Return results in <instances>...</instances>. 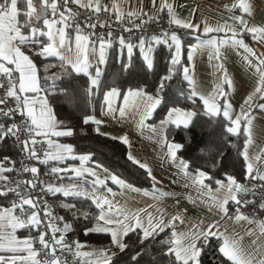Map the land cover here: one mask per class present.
<instances>
[{
	"label": "snow or ice",
	"instance_id": "1",
	"mask_svg": "<svg viewBox=\"0 0 264 264\" xmlns=\"http://www.w3.org/2000/svg\"><path fill=\"white\" fill-rule=\"evenodd\" d=\"M118 0H113L112 8L117 9ZM153 7H155V0H152ZM18 5H22L26 8V11H22ZM39 5V8H37ZM70 5H77L80 9L87 10L88 15L86 23L84 25L87 29H96L98 26L103 28L106 25L99 21V14L101 12H109V5H102L100 0H0V76L4 79H0V89H5L3 95H0V105H7L9 98L15 101L14 107H0V116L6 117L12 120V123L8 126L0 124V141L11 136L15 137L22 145V151L28 153L31 159L39 160L37 155L38 151H44L45 158L41 161L47 163L49 160H62L67 157L63 153H71L73 149L71 146L59 145L54 143L51 136H71L72 131L57 130V122L53 116V113L48 106L46 97L42 94L44 86L51 91L54 87V83H49V80H55L52 78L44 77V86L41 85V78L37 75L36 65L32 62L28 55L21 50V45L28 43L40 44L38 55L41 57H56L62 65L71 66L72 72L75 74H84L91 77V87L88 89V94L91 95L92 89L98 85L99 77L101 76V68L99 65L106 63L107 50L112 47V41L106 39L104 35H100L96 32H90L87 35L84 34L80 24H76L75 31V48L72 47L70 37L67 29L72 27L69 23L71 19L80 15L78 12H74ZM228 8V5H225ZM251 7L249 0H239V3H232L231 9L239 8L244 13L251 15ZM165 8L168 10L170 17L169 24L175 23L185 29H190L191 33H195L200 30L199 24H193L192 22H185L177 19L173 10V5L167 3V0H162L160 5V11ZM25 16L26 19L21 23L18 17ZM129 17L133 15L139 16V12H129ZM97 17L96 22H93L92 17ZM147 16V20L141 19L139 24L134 25L136 28H142V26L148 22L156 20V17L144 13ZM36 21H42L43 28L39 27L37 23L32 22V18ZM123 13L117 10L115 16L116 21H121ZM237 20H241L244 24L245 30L252 35V39L264 43V28L249 26L247 21L242 17H235ZM110 27V25H108ZM230 26L215 25L210 26L205 24L203 26V33H221L225 35L222 37H209L208 39H201L199 36V47L211 48L212 55L210 60L214 59L217 62L221 59L220 49L223 46L240 47L244 49L246 54H250L252 57H256V62L249 59L248 55L244 56L250 68H254L258 74V83L254 87V90L244 101V105L247 108L242 107L240 114L236 115L235 119L230 116L229 109L231 104L227 100V93L223 91L222 84L218 83L215 90L210 95H203L199 93V90L195 86V82L191 77L190 68L183 67V79L188 82L190 90L188 92V98H198L203 102L205 107V115L216 116L221 114V108L219 106V100L223 98V112L224 117L229 118L230 127L227 128V132L231 134H239L241 123H244V132L247 134L246 150L242 153V156L246 162L247 177L251 180L264 181V148L259 149L257 153L250 154L247 150L253 143L252 140V117L248 109L253 106L258 107L261 111H264V103L255 104L254 99L264 100V57L257 56L256 52L246 45L242 39H238L239 33L233 32L231 36L227 35V30ZM28 30L26 35L24 31ZM124 31L131 32L132 28H126ZM108 37L112 36V32L107 33ZM40 37H46L47 43H41ZM93 37L95 39H93ZM168 44L169 48H174V55L170 57L169 68L166 75L160 78V83L157 88L155 96L147 95L143 90L129 89L123 96V105L117 108L112 103V98L117 97L119 93L116 89H112L105 94L104 104L101 106L104 115H109L113 120L123 121L132 120L135 124L137 131L142 136L148 135V138L155 140V142L161 147V159H171L182 170L185 178V186L193 187L197 193V199L201 201H210L209 211L213 208L217 210V214L220 215V219L224 218L232 219L229 216V210L226 205L229 202H235L241 204L243 201L238 198L240 194L248 192V188L241 185L236 179L229 175L226 177L227 183L217 180L218 187L213 192L210 186L205 183V180H211L212 177L203 170H196L195 174L188 171L189 163L179 159L177 152L182 149V145L169 141L166 134V126L169 124L176 127L183 126L188 128L193 117V113L181 112L176 109H169L167 119L160 121L159 126L149 124V121L155 113L158 106L162 101V92L166 86L167 81H171L175 75V67L180 64L181 55V39L175 32H162L160 36H152L150 39H146L141 36L137 42H132L125 37L119 38V46L122 51L126 52L127 63H122L121 67L127 71L132 67V58L134 55V49H138L143 61L146 64L147 69H153V44ZM98 46V47H97ZM194 48H190L188 52V60L192 61L194 55ZM98 52V55H97ZM96 63L95 75L89 72L93 63ZM13 66V67H9ZM217 71L222 77V83L232 86V81L227 77L226 72L223 71V64L217 63L215 65ZM67 71V69H66ZM19 75L13 78V74ZM219 79V78H218ZM30 93L34 95H29ZM181 91V95H183ZM19 113L24 119L20 124L15 122L14 117ZM85 124L94 123L97 126L103 123L102 120L96 119L94 116H88L84 119ZM99 132V128L96 129ZM20 134L26 136L21 140ZM47 137L46 141L37 140L36 137ZM113 139H120L122 143L130 146L127 135L119 138L112 137ZM47 143L49 149H55L56 152L46 151L44 149H38L36 145L38 143ZM166 147L167 151H163ZM59 153V154H57ZM83 161L89 159L88 156L81 158ZM128 159L132 163L138 165L141 169H144L150 177H152L151 169L148 165L138 159L131 152L128 153ZM255 165L256 174L253 175ZM5 171H12L11 168L5 169L0 165V182H7L9 178L3 173ZM22 172H30L32 174L38 173L37 167H24ZM72 171L75 173L76 178H80L87 172V175L95 177L91 181L85 180V183L91 184V189L85 192L83 188H78L75 184L69 186L53 187L51 185L46 186V191L51 192L53 195L62 193L64 196L69 195H89L99 209V215L97 217V226L87 231L96 233H110L112 243L119 249L120 252H124L129 245L124 241V237L129 233H135L139 228L142 232L141 243L143 240L163 232L165 227L173 226V222L180 221L184 223V219L177 215L172 216L169 224H165L162 219H159L160 211L157 210V215H153L146 208L130 209L127 207L126 202L121 204L115 200L116 193L112 188L107 187L106 181L101 180L96 176L94 171H88L87 169H58L53 168V173ZM69 179H73L69 177ZM109 179L120 185L122 188H127L130 191H136L129 185H126L124 181L120 180L115 175L109 177ZM155 179V177H152ZM23 186V191H20ZM264 187V185H261ZM37 187V184L33 180L17 182L15 187H6L0 185V196H7L8 193H15L19 197V201H14L11 208L0 209V253H10L11 255L0 254V264H67L66 260L57 255V247L62 251L73 253L75 257L81 255H89L88 253H80L78 250L82 247L79 242H75L74 247L77 251H73V245H69L65 242L63 234L57 238V232H65L69 229V225L65 224L63 229H60L54 224L56 219H62L52 216L45 205L43 211L48 223L46 227L51 231V240L49 243L46 240V232H39L38 236L33 237L29 235L24 239H18L15 235L17 229L22 228H39L42 223L39 209V200L36 197L30 195L31 191ZM103 188L104 192L111 194L112 199L109 196L100 192ZM45 191V189H41ZM28 206V211L25 209ZM260 209H264V203L259 204ZM16 209H19V216L15 215ZM147 217V226H145V219ZM236 221H246L248 224H255L256 227L248 228L245 230V235L250 237V243L244 241V237H239L229 234L227 231H220V220H213L207 225L201 222V225L192 227L196 229L191 233L190 238L187 239V243L183 242L185 238L184 233H177L173 228L172 237L168 243L171 245L168 248V255L174 256L173 264H201V252L203 243L198 247L197 242L207 241L210 236L219 237L222 240V244L219 247V252L226 257L232 264H264V220H257L255 218H249L239 213L235 216ZM133 221L135 223L133 224ZM102 222V223H101ZM158 230V231H157ZM87 234V232H86ZM139 235V233L137 234ZM40 246L34 247V244ZM43 254V259H37L38 255ZM102 257L104 264H111L112 257L104 252L99 253ZM112 255H115L113 253ZM135 259V257H133Z\"/></svg>",
	"mask_w": 264,
	"mask_h": 264
},
{
	"label": "crops",
	"instance_id": "2",
	"mask_svg": "<svg viewBox=\"0 0 264 264\" xmlns=\"http://www.w3.org/2000/svg\"><path fill=\"white\" fill-rule=\"evenodd\" d=\"M112 2L113 0H100V3L102 5L107 4L109 5L110 10H113L116 13L118 10L119 12L123 13L124 16H128L127 14L129 12H133V13L139 12V15L147 12L149 15H153L157 19L162 20L169 24L170 17L168 15L167 8H165L163 11H160V5L162 0H155V7H153L152 0H118L117 9L112 8ZM249 2L252 5L251 15L242 12V10H240L239 8L236 9L230 8V5L232 3H239V0H167V3L173 5V10L175 12V16L177 19H180L181 21H185V22L190 21L193 24L200 25V30L191 34H189L191 32L190 29H185V28L183 29V31L187 32L188 35L192 37V40L187 42L185 45L186 47L185 63L182 65V76H183V67L185 66L189 67L191 77L195 82V86L199 90V93L203 95H210L215 90L217 84L221 83L223 91L227 93V100L232 106L231 109H229L230 116L232 119H235L236 115L240 114L242 107L247 108V106L244 105V101L248 97V95L253 92L254 87L258 83V74L256 73L254 68H250L248 66V63L244 59V56L248 55L249 59H252L253 62H256V57H252L250 54H246L243 48L223 46L220 49L221 59L219 60V62H217L214 59L210 60L209 57L212 55L213 50L211 48L199 47V41L197 40V37L199 36L201 39H208L209 37L212 36H215L217 38L222 37L225 35L224 32L221 33L214 32L210 34H204L202 31L203 26L205 24H208L210 26H215L217 24L219 25L227 24L230 26V29L227 30L228 36H231L233 32L239 33V36L237 37L238 39H242L246 45H248L256 52L257 56L264 57V43L253 40L252 35L245 30L244 24L241 22V20L235 19V17L239 16L242 17L243 20L247 21L249 26L264 28V0H249ZM225 5H228L229 7L226 8ZM18 7H20L22 11H26V8L24 6L18 5ZM37 8H39V5H37ZM25 19L26 17L23 15L18 17V20L21 23H23ZM32 22L37 23L41 28L44 27L42 21H36L34 17L32 18ZM170 26L179 27L180 25H176L175 23H173V24H169V27ZM169 27L167 32L169 33L175 32L180 37L179 32H177L176 30H170ZM22 31H24L26 35L28 34V30H22ZM67 32L70 37V42L72 44V47L75 48L76 33L74 30H69V29H67ZM39 39L41 43H47L46 37H40ZM113 42L114 41H112V43ZM116 43L119 48L118 55L122 54L123 57L126 59L127 58L126 52L121 50L118 42ZM157 45L158 44H153V53H152L153 61H154V51ZM20 47L21 50L24 51L25 54L28 55L29 58L32 60V62L36 65L37 75L39 76L38 66L33 58V54L38 53L40 49V44L28 43L25 45H21ZM190 48L195 49L192 61L188 60V52ZM109 50L110 48L107 50L106 62L108 60ZM181 50H182V41H181ZM135 51L139 52L138 49H134V52ZM217 63L223 64V71L226 72L227 77L232 81L231 87H229L227 84L222 83V77L215 67ZM105 65L106 63L103 65H99L101 68V75L103 73ZM96 66H97L96 63L94 62L92 67L89 69V72L92 74V76L95 75ZM9 67H13V66L9 65ZM69 67L71 69V66ZM18 75H19L18 73H14L13 78L15 79V77H17ZM86 77L88 79V89H89L91 87V77L88 75H86ZM186 83L190 88L187 81ZM41 85L44 86L42 82ZM97 86L92 89L91 92L92 97H95L96 95ZM112 89H116L117 92L119 93L117 97L112 98V103L117 108L123 105V96L127 93L129 89L143 90L142 88L133 87V88H126L121 91L117 87H113V86L109 87L103 90L101 94L98 110H96L95 112H90L84 117V119L88 116H94L96 119L102 120L103 123L100 124L99 126H97L94 123L92 124L94 126V129L96 130L98 127L99 128L98 133H101L103 135H107L109 137H117V138L127 135L130 142V146L125 145L127 156L128 153L131 152L142 162L146 163L148 167L151 169L152 177H155V179H152V177H150L146 172L150 178V183H151L150 186L149 187L136 186L126 181L125 179L121 178L120 176H118L117 174H115L113 171L106 168L105 166L92 160L90 153L87 152L72 151L71 153H63V155L67 157L66 159L50 160L56 164V168L77 169V170L87 169L88 171H94L96 173V176L99 177L101 180H105L107 187L112 188L113 192L117 194L115 197L116 201H119L121 204H124L126 202L127 207L130 209L146 208L149 212H152L154 216L157 215V210H159L160 211L159 219H162L165 224H169L172 216H177V215L181 216L184 219V223H180V221L177 220L173 222V226H169L171 232V239H175L174 237H172L173 228L178 234L179 233L185 234V238L183 239V242L187 243V239L190 238L191 233L196 230L192 227L193 225L199 227L201 225V222H203L204 225H207L209 222L213 220H220L221 232L227 231L229 234L237 236V238L244 237V241L250 243L251 238L245 235V230L248 228L256 227L255 224L250 225L246 221H239V222L236 221L235 216L238 214V212H234V213L229 212V216H231L232 219L224 218L223 220H221L220 215L217 214V210L215 208H213L212 211H209L210 201L198 200L195 189L193 187L185 186V178L183 172L177 166V164L168 158L161 159L162 149L155 142V140L149 139L147 134L142 136L140 132L137 131L135 124L132 120L128 119L123 121H117V120H113L111 116L103 114L101 106L104 104L105 94ZM143 91L147 95H152V96L156 95V93H152L146 90ZM42 94L46 97L48 106L50 107L53 116L55 118L52 105L48 100L45 86ZM29 95H34V94L30 93ZM201 103L203 105L202 101ZM223 103L224 100L223 98H221L219 100L221 115L223 112ZM260 103H264V100L254 99V105ZM173 108L181 112L194 114V110L191 108L170 106L167 109L166 113L161 118L157 120L150 119L149 121H147V123L159 126L160 121L167 119V114L169 109H173ZM248 111L252 117L251 132H252L253 143L247 150L249 151L250 154H253V153H257L259 149L264 148V111H261L258 107L255 106L248 109ZM224 118L227 121V128L230 127L231 125L229 122V118L228 117H224ZM4 122H5L4 117L0 116V124H4ZM69 129L72 131V128L68 126L58 125L57 127V130L59 131H65ZM243 129H244V123L242 122L240 126V130L244 133L245 136L242 145V153L246 150L245 146L247 141V134L244 132ZM62 137L64 136H59V137L51 136L50 139L56 144L71 146V144L63 140ZM44 139L46 141L49 138L44 137ZM118 140L121 141L120 139ZM169 141L174 142L170 139ZM47 151L56 152L57 150L49 149L48 146ZM163 151H167L166 147L163 149ZM84 156H88L89 159L83 161L81 158ZM0 165H2L1 160H0ZM36 167L39 168L37 165ZM188 171L193 174H195L196 172L189 169ZM244 172H245L244 179L242 181H237V180L236 181L241 185L248 187L250 182L253 180L247 177L245 160H244ZM7 174H8L7 171L3 173V175L5 176ZM255 174L256 172L254 165L253 175ZM112 175H115L120 180L124 181L126 185H129L132 188L136 189V191H130L127 188H122L120 185L113 183L109 179V177ZM227 176L229 175H225L222 179H220V181L227 183V179H226ZM69 177H72L73 179L70 180ZM93 179H95V177L87 175V172H85L82 177L76 178L74 172L62 171L60 173H54V177L48 180L47 182H45V190H46V186L48 185H51L53 187H61V186H69L70 184H75L78 188H83L85 192H88L91 189V184L85 183V180L91 181ZM4 183L5 182H0V185H4ZM205 183L210 186V189L213 192L218 187L216 183L210 184L207 180H205ZM100 192L108 195L109 199H112L111 194H107L106 192H104L103 188L100 189ZM46 194L52 195L51 192H47V191ZM59 195H63V194L59 193ZM80 196L87 197L97 208L96 204L89 195H80ZM57 205L58 206L62 205L64 207H67L69 206V203L63 199H60V201L58 202V197H57V203L55 201V206L58 207ZM11 206H12L11 204L8 206L0 205V209L11 208ZM74 212L76 214H82L83 210L75 209ZM97 212H98L97 213V217H98L99 215L98 208H97ZM14 214L19 216L17 210L15 211ZM242 214L244 216L249 217L250 219L255 218L257 220H264V217L258 218V217H252L245 213ZM144 219H145V226H147V217L145 216ZM134 223L135 221H133V224ZM65 224L69 225V223L67 221H64V219L61 220V225H62L61 229L64 228ZM96 226H97V218L91 225L90 229ZM39 228H40L39 232H43L41 229L42 228L41 224ZM22 229H17L15 233L18 239H24L30 235L29 233H20ZM138 230L141 232L139 228ZM39 232L37 233L39 234ZM65 232L63 233L60 232L58 238L62 234L64 235ZM34 233L35 232H33L31 236H33ZM108 234L111 239L110 233ZM214 238L219 239L217 246V249L219 251V247L222 244V240L219 237H214ZM73 241L76 242L75 240ZM199 242L200 241L197 242L198 247H199ZM201 242H203V238H201ZM78 251L80 253H88L89 255L87 256L81 255L80 257H78L77 264H104V261L102 257L99 255V253L104 252L107 255L112 256V254L119 251V249L112 243L111 240V243L106 247L100 249H94V250L80 248ZM0 254L11 255L10 253H0Z\"/></svg>",
	"mask_w": 264,
	"mask_h": 264
},
{
	"label": "trees",
	"instance_id": "3",
	"mask_svg": "<svg viewBox=\"0 0 264 264\" xmlns=\"http://www.w3.org/2000/svg\"><path fill=\"white\" fill-rule=\"evenodd\" d=\"M170 30L179 32L182 41L180 64L174 69L175 75L171 81L166 82L162 92V103L158 106L151 120L161 118L170 106H180L194 110L192 121L188 128L166 126L167 137L181 144L183 147L177 152V156L189 163V170H203L212 177L207 180L210 184L216 183L225 175L233 176L237 181L244 179V158L242 145L244 133H228L227 121L223 115H205V109L198 98H188V87L182 76V65L185 63V45L192 37L185 31H179L177 27H169ZM118 45L114 41L109 50L108 60L98 82L95 97L88 94V79L84 74H75L68 65H62L56 57H41L37 53L33 58L38 66V73L44 85V77L52 78L49 83L55 87L47 91V96L52 105L55 120L59 126L72 128L71 136L62 137L69 142L74 152L90 153L91 159L113 171L126 181L139 186L149 187L150 178L144 169L132 163L128 159L126 146L118 139L98 133L92 123L85 124L84 117L99 108V101L103 90L109 87H117L121 91L126 88H142L156 93L160 78L167 74L169 60L174 55V48L168 44H158L154 51L153 69L149 70L138 51L134 52L132 67L125 71L122 63H127L123 55H118ZM67 69V71H66ZM183 91V95H181ZM17 148L11 136L0 141V160L8 157L10 161L17 163ZM40 169V167L38 168ZM44 182L50 179L42 177ZM53 201V209L60 220L69 223V229L64 233V240H75L84 249L94 250L108 246L111 239L108 233H96L87 231L97 218V208L84 196L77 195H50ZM13 193L0 196V205L8 206L12 203ZM60 199L69 203V206H55ZM75 209L83 210L82 214H76ZM62 217H61V216ZM40 228L28 230L23 228L20 233L39 232ZM87 232V234H86ZM139 233V235H137ZM141 232L129 233L124 241L129 245L124 252L117 251L112 255L111 264H173L174 256L168 255V242L171 240L169 227L163 232H158L141 243ZM218 238L209 237L203 243L201 252V264H232L226 257L219 253ZM135 257V259H133Z\"/></svg>",
	"mask_w": 264,
	"mask_h": 264
},
{
	"label": "built area",
	"instance_id": "4",
	"mask_svg": "<svg viewBox=\"0 0 264 264\" xmlns=\"http://www.w3.org/2000/svg\"><path fill=\"white\" fill-rule=\"evenodd\" d=\"M70 7L73 9L74 12L80 13V15H77L73 19L69 21V23L72 25V27L68 28L69 30H74L76 24H80L81 28L84 31V34L87 35L90 32H96L100 35H104L106 39H110L111 41H115L119 43L120 37H125L128 40L132 42H137L138 38L143 36L146 39H150L152 36H160L162 32L168 31L169 24L159 20L156 18L155 21L148 22L142 26V28H136L134 25L139 24L141 19L147 20V16H144V13L140 14L139 16H124L122 17L121 21H116L115 16L116 12L113 10H110L109 12H101L99 14V21L104 23L106 27H97L96 29H87L84 27L86 23V18L88 15L87 10L80 9L77 5H70ZM93 22H96L97 17H92ZM110 25V27L108 26ZM126 28H132L131 32L124 31ZM179 31H183V27L179 26L177 27ZM111 31L112 36L108 37L107 33ZM93 39H95L93 37ZM0 79H4L2 76H0ZM5 89H0V95H3ZM14 107L15 101L9 98L7 105H0V107ZM5 122L4 125L8 126L12 123V120L4 117ZM15 122L17 124H20L22 120L24 119L19 115V113L16 114L14 117ZM21 140L25 139L26 136L24 134H20ZM13 142L17 148L18 158L16 166L13 164L8 157H4L1 159L2 166L7 169L11 168L12 171H7V177L9 180L4 183V186L6 187H15L17 182L21 181H28L33 180L36 182L37 187L33 189L30 193L31 196L38 198L40 207L37 209L40 214V219L42 221L41 223V229L43 232H46V240L51 243V231L46 227V224L48 221L45 218L44 215V207L47 205L48 210L51 212L52 216L59 218V216L56 214L55 210L53 209V201L47 196L46 190L41 191V189H45V182L42 177L46 179H51L54 177V173L52 172L53 168H56V164L53 161H48L47 163H42L41 161L45 158L44 151H38L37 155L40 157L39 160L31 159L27 152L22 151V145L21 143L15 138L12 137ZM36 139L44 140V137H36ZM38 149H44L47 151L48 144L45 142L43 144L38 143L36 145ZM40 167L38 169V173L32 174L30 172H22L21 170L24 167ZM261 185H264V181H256L253 180L248 185V192L244 194H240L238 198H240L243 202L241 204H236L235 202H229L226 207L228 208L230 213L234 212H242L247 215H250L252 217H258L262 218L264 217V209L259 208L260 203H264V187ZM20 191H23V186ZM14 201H19V197L16 196L15 193H13L12 197V203ZM11 203V205H12ZM25 209L30 211L28 209V206H25ZM17 213L19 215V209H16ZM54 224L61 229V220L56 219L54 221ZM28 229V228H27ZM33 229V228H32ZM60 232L56 233V237L58 238ZM38 236V233H34L33 237ZM69 245H73V251H77L74 247L75 242L73 240H67L65 241ZM34 247L39 248L40 246L37 244H34ZM57 255L61 256L63 259L66 260L67 264H77L78 258L73 255V253L62 251L59 247H57ZM37 259H43V254L38 255Z\"/></svg>",
	"mask_w": 264,
	"mask_h": 264
}]
</instances>
